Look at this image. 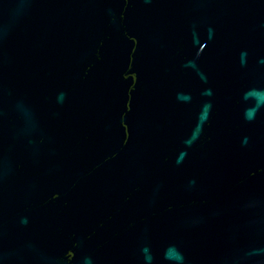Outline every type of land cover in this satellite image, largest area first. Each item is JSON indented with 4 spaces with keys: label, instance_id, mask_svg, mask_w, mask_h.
I'll return each instance as SVG.
<instances>
[{
    "label": "water",
    "instance_id": "1",
    "mask_svg": "<svg viewBox=\"0 0 264 264\" xmlns=\"http://www.w3.org/2000/svg\"><path fill=\"white\" fill-rule=\"evenodd\" d=\"M0 264H264V0H0Z\"/></svg>",
    "mask_w": 264,
    "mask_h": 264
}]
</instances>
